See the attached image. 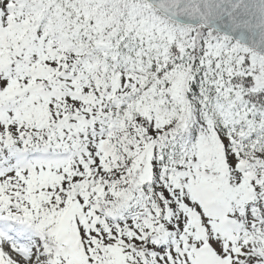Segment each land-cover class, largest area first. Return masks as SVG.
Segmentation results:
<instances>
[{"label":"snow or ice","instance_id":"1","mask_svg":"<svg viewBox=\"0 0 264 264\" xmlns=\"http://www.w3.org/2000/svg\"><path fill=\"white\" fill-rule=\"evenodd\" d=\"M0 264H264V0H0Z\"/></svg>","mask_w":264,"mask_h":264}]
</instances>
